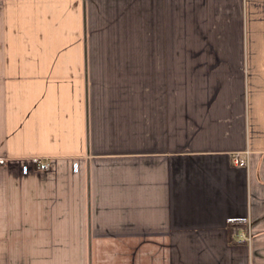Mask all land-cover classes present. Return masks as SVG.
Here are the masks:
<instances>
[{
    "label": "crops",
    "instance_id": "0c3cea01",
    "mask_svg": "<svg viewBox=\"0 0 264 264\" xmlns=\"http://www.w3.org/2000/svg\"><path fill=\"white\" fill-rule=\"evenodd\" d=\"M0 264H264V0H0Z\"/></svg>",
    "mask_w": 264,
    "mask_h": 264
},
{
    "label": "built area",
    "instance_id": "2783aa9c",
    "mask_svg": "<svg viewBox=\"0 0 264 264\" xmlns=\"http://www.w3.org/2000/svg\"><path fill=\"white\" fill-rule=\"evenodd\" d=\"M249 155H250V151L249 150H246L245 152H238L235 155V158H234L235 164L238 165V166H243V167L247 166L248 163H249ZM49 167H50V164H48V163H44L43 164V168L48 169ZM27 170H28L27 166H24L23 167V171L27 172Z\"/></svg>",
    "mask_w": 264,
    "mask_h": 264
},
{
    "label": "trees",
    "instance_id": "16d2710c",
    "mask_svg": "<svg viewBox=\"0 0 264 264\" xmlns=\"http://www.w3.org/2000/svg\"><path fill=\"white\" fill-rule=\"evenodd\" d=\"M242 226L243 224L241 221H232L228 224V229L230 232H233L234 229H239Z\"/></svg>",
    "mask_w": 264,
    "mask_h": 264
}]
</instances>
